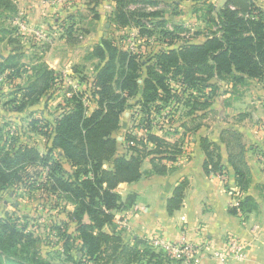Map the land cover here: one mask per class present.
I'll return each mask as SVG.
<instances>
[{
  "label": "trees",
  "instance_id": "1",
  "mask_svg": "<svg viewBox=\"0 0 264 264\" xmlns=\"http://www.w3.org/2000/svg\"><path fill=\"white\" fill-rule=\"evenodd\" d=\"M111 1L116 3L112 14L118 28L135 25L145 34L147 32L140 20L150 17L162 19L161 10L157 9L161 1L166 0H89V8L95 11L97 7ZM170 1L176 4L181 0ZM190 1L195 7H206L204 22L214 28L207 26L205 32H195L196 37H202L201 41L190 38L178 47L155 50L146 57V61H142L140 56L120 49L112 40L101 39L94 44L91 53L92 58L102 61L97 67L93 90L90 91V98L95 99L96 108L89 114L84 100L87 92L83 94L71 88L69 92L72 95L67 99V108L53 124L48 125L51 145L45 155L40 156L35 148L19 146L13 148V152L7 151L6 158L0 156V190L27 185L31 189L47 190L73 206V212L68 213V217L76 223L81 241L80 254L74 258L75 264L91 261L103 264L100 263L103 257L107 258L104 264L119 262L121 258L128 264L171 262L145 239L135 238L133 246H129L120 234H110L104 230L106 226L113 225L115 211L135 202L134 195L123 199L117 187L123 183L136 182L146 174L142 171V165L151 152L143 142H140L143 149L135 146L125 148V153L127 150V154L131 152L129 155L119 150L115 133L120 128L123 113L133 105L130 104L132 99L135 98L136 104L149 114L153 104L159 101L167 104L170 100L179 99L169 82L173 79L189 90V98H195L186 104L190 107L189 115H192L199 110L201 103L206 107L210 104L212 95H217L220 90L221 82L230 80L236 86L250 80L264 81V6L259 0H226L218 10L209 3L210 0ZM136 5H148L156 9H137L134 8ZM8 7L10 10L16 9L12 0H0V12ZM73 21L70 25H63L67 39L71 38L75 30ZM162 21L159 22L161 35L171 37L173 33L165 29V22ZM34 72L35 80L26 88L29 104L38 103L39 95L46 93L55 79L54 70L45 64L34 68ZM140 78L143 80L141 85L138 83ZM41 83L45 84L41 87ZM207 88L210 89L209 97L206 96ZM154 107L160 110V106ZM148 140L155 144V153L165 152L163 149L171 146L152 134L148 135ZM242 140L243 135L238 130H222L221 142L227 146L228 162L234 170L235 183L241 193L247 191L251 182V171L246 162L247 146ZM201 147L206 154L205 172L226 174L219 146L203 139ZM61 159L70 165L71 171L64 167ZM161 159L158 158V161ZM29 165H41L46 170V178L29 182L32 180ZM151 172L163 175L167 170L153 159ZM184 187L182 182L167 201L170 215L181 207ZM239 207L247 214L256 209L257 204L252 197L245 196L239 202ZM233 212L236 213V210ZM86 215L88 222H84ZM11 232L19 233L14 229ZM0 243L7 246L6 250L17 247L13 238L6 240L0 236Z\"/></svg>",
  "mask_w": 264,
  "mask_h": 264
},
{
  "label": "rangeland",
  "instance_id": "2",
  "mask_svg": "<svg viewBox=\"0 0 264 264\" xmlns=\"http://www.w3.org/2000/svg\"><path fill=\"white\" fill-rule=\"evenodd\" d=\"M12 1L15 10H10L11 8L8 7L7 10L0 12L1 158H6L7 151L13 152V148L19 146L35 148L40 156L46 154L51 145L48 137V125L53 124L67 108L69 103L67 99L72 95L69 89L72 88L83 94L87 92V96L84 95L86 106L89 111L94 108V101L90 98L91 83L94 82L97 67L102 61L92 58L90 49L101 39H110L120 49L133 51L140 56V59L142 58V61H146V57L155 50L178 47L184 42H188L190 38L201 41L202 37H196L195 32H205L208 28H213L204 22L206 7L203 5L195 7L190 0H181L176 4L170 0L161 1L157 10H161L162 19L150 17L140 20L147 32L145 34L140 32V28L135 25L118 28L113 21L112 7L105 6L94 11L89 8V0ZM222 1L210 0L209 3L214 4L215 10H218L226 0L223 3ZM259 2L264 6V0H259ZM134 8L146 9L143 5H136ZM148 8L146 10H151L150 7ZM97 15L100 18H96ZM162 20L165 22V29L173 33L172 38L161 35L159 22H163ZM72 21L76 25L69 40L65 35L66 28L63 25H70ZM42 64L54 70V83L46 93L39 95L38 103L29 104L26 88L35 80L34 68L40 67ZM42 84L45 83H41V87ZM41 87L37 93L40 92ZM173 88L179 99L176 105H170L169 108L160 104V106H164L161 114L164 116H158L161 119L158 120L157 125H162V129L152 126L150 134L152 131L160 130L162 134L174 135L178 128L182 127V130L185 131L190 126L199 124L200 120L198 121L199 118H197L199 116L191 117L189 107L186 106L189 100L192 101L195 98H189V90L182 86L174 85ZM224 91L228 92V90ZM221 93L219 90L217 95H212L210 104L215 98L218 99ZM229 93L231 95L229 94L230 96L226 100L232 99V96L234 98L246 96L243 88L238 90L233 88ZM197 96L199 95L197 94ZM206 96L209 97L210 93ZM20 106L23 107L22 110ZM209 108L201 103L199 110L194 113L198 114L204 110L205 113L202 114L207 116L209 113L211 117L216 116L218 107L216 109ZM129 110H131V119L133 120H131V129L141 135H131L129 133L130 126L126 131L119 130L118 133H115L119 150L125 155H129L131 152L128 154V150L126 153L122 152L123 145L127 148L135 146L139 149H143L141 141L148 145L144 141L146 138L144 136H147L148 132L142 130L138 125L147 118L145 113L140 112L138 106L131 107ZM251 110L249 108V111L243 114L250 116ZM140 117L143 118L140 119ZM192 118L195 119V122L189 125ZM237 119L238 117L226 118V128H234L230 125H234ZM123 120L122 128H124V124L127 125L126 118ZM206 122L208 123V121ZM206 122L205 125H207ZM121 135L124 136V140ZM138 137L144 138L138 140ZM180 142L181 138L177 141L174 140L173 146L170 147L171 152H175V147ZM242 142L247 146L244 139ZM152 145L154 146V144ZM61 160L64 167L71 171L70 165L64 159ZM29 168L30 179H32L29 182L42 181L46 178V170L41 165H31ZM26 186L21 185L4 191L0 190V236L6 240L13 238L17 243V247L9 248V250H6V245L0 243V264H75L74 258L80 254L81 241L76 231V223L68 217V213L73 212V206L50 194L47 190L31 189ZM88 220L86 215L84 222H88ZM118 224L120 225V223ZM7 225L10 228H6ZM107 227L109 228V226ZM11 229L17 230L19 233L14 234ZM6 230L8 231L5 232ZM23 236L27 237L23 238ZM103 258L104 260H101L100 263L104 264L107 258ZM169 259L170 264H180L178 259ZM124 262L123 258L119 260V264H124ZM87 264L94 263L91 261Z\"/></svg>",
  "mask_w": 264,
  "mask_h": 264
},
{
  "label": "crops",
  "instance_id": "3",
  "mask_svg": "<svg viewBox=\"0 0 264 264\" xmlns=\"http://www.w3.org/2000/svg\"><path fill=\"white\" fill-rule=\"evenodd\" d=\"M115 5L116 3L111 1L97 8L110 6L114 9ZM148 7L150 6L147 5L146 8L149 9ZM93 47L90 49L91 52ZM142 82L140 78L138 83L141 85ZM169 82L171 87L178 84L173 79ZM220 85H222L221 95L207 106L210 107L209 109L218 107L216 116L211 117L209 113L206 116L202 114L205 113L202 110L198 114L190 115L193 118L199 116L197 118L200 122L197 126H190L185 131L182 127L178 128L174 135L162 134L160 130L155 129L152 131V135L165 140L171 146L174 140L181 138L178 148L175 147V152H171L172 149L169 146L163 149L167 152L155 153L156 146L152 145L153 142L148 140V136L144 139L148 143L146 144L148 151H151L142 165V171L146 174L136 182L123 183L117 187V192L123 199L128 195H134L135 202L115 212L113 225L109 228L105 227L107 233L120 234L129 246H133L135 238L148 241L152 235L170 242L186 240L196 247L200 257L198 264H217L215 252L224 246L229 236L238 235L250 242L246 251L247 257L244 261L232 259L231 264H264V168L259 161L260 155L264 153V132L260 130L254 119V117H259L264 121V81L250 80L246 84L234 86L228 80L221 82ZM91 87L93 90V83ZM233 88L235 90L245 89L246 96L240 98L232 96V99L226 100L231 95L229 91ZM209 91L210 89L207 88L206 94ZM91 100L94 101L95 106L88 111L89 114L97 106L95 99L91 98ZM130 104H133L131 106L133 108L139 106L135 98L130 101ZM249 108L252 109L250 116L248 114L245 116L243 113L248 112ZM128 111L131 112L128 108L123 113L120 128L116 132L126 131L130 126L129 133L133 136H140V133L131 129L132 119ZM234 117L238 119L235 120L234 125L230 126L238 130L247 142L246 162L251 171L250 186L247 191H242L240 196H234L231 193L236 186L235 173L228 162L227 146L221 142L222 130L227 126L225 119ZM124 118L127 120V125L124 124L122 128ZM193 118L189 125L195 122ZM205 122L207 125L204 124ZM123 135L121 137L124 140ZM143 138L138 137V140H143ZM203 139H208L219 146L222 165L226 170L225 179H222L217 172L210 174L205 172L206 154L201 147ZM125 148L127 146L123 145V152ZM158 158L162 159L158 161ZM153 159L166 167L165 174L157 175L151 172ZM182 182L185 185L182 205L170 215L167 211V201ZM245 196L252 197L257 204V208L247 214L241 211L239 205L236 206ZM234 209L236 213L233 212ZM179 262L183 264L182 261ZM109 264H119V262L111 261Z\"/></svg>",
  "mask_w": 264,
  "mask_h": 264
},
{
  "label": "built area",
  "instance_id": "4",
  "mask_svg": "<svg viewBox=\"0 0 264 264\" xmlns=\"http://www.w3.org/2000/svg\"><path fill=\"white\" fill-rule=\"evenodd\" d=\"M130 52H133V51H130ZM177 85L182 86V84H180L179 82ZM173 92L176 93V90L174 89ZM177 101L178 99H173L168 104H163V102H160L157 105L160 106V104H162L166 106V108L167 107L169 108L170 105H176ZM164 106H160L159 111L156 110V107L152 106L150 113L149 114L145 113L147 120L145 119L138 124L142 130H144L145 132H148L147 136L150 134V128L151 130L155 127H159L160 129H162V125L158 126L157 123H158V120L161 119L160 117L158 118V116H161V117L164 116V114L161 115L162 111L164 110ZM138 107L140 109V112H142L143 109L140 106ZM154 113H157V114H154ZM128 114L131 115V112L128 111ZM141 118L143 117H140V119ZM150 119L151 121H148ZM254 119H255V123L259 121L257 125L260 128V130L264 132V121L259 117H254ZM148 125H150V127H148ZM147 136H144V137H147ZM259 161L261 163L262 168H264V153L260 155ZM218 175L222 179H225L224 174H218ZM231 193L234 196L242 195L241 191L239 190L237 186H235L231 190ZM238 205L239 204H237L236 206L238 207ZM148 243L150 244V246H152L156 250L162 251L164 255L167 256L168 258L178 259L182 261L183 264H198L200 262V257L197 254L196 247L192 243L186 240L182 239L180 242H170V241H165L159 238L158 236L152 235L148 238ZM249 243L250 242L247 239H244L238 235L229 236L226 239L224 246L215 252V258L218 260L217 264H231L232 259L238 260V261H244L247 257L246 251H247V247L249 246Z\"/></svg>",
  "mask_w": 264,
  "mask_h": 264
}]
</instances>
